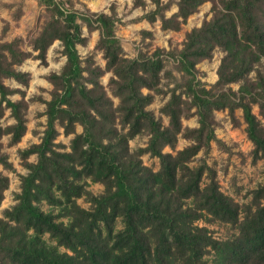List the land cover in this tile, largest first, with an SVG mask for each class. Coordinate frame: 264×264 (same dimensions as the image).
<instances>
[{"label":"trees","instance_id":"1","mask_svg":"<svg viewBox=\"0 0 264 264\" xmlns=\"http://www.w3.org/2000/svg\"><path fill=\"white\" fill-rule=\"evenodd\" d=\"M152 1L155 8L139 19H159L162 29L180 30L206 0ZM211 1V16L172 51L156 47L152 53L139 50L127 56L116 32L120 17L114 6L110 12H94L75 7L74 0H39L47 17L33 39L37 54L22 48L21 37L0 41V118L10 108L15 119L0 125V164L5 168L13 164L2 151V137L9 134L10 143H18L27 129L29 102L42 98L27 99L23 88L7 85L5 79L28 85L30 74L18 66L32 55L46 63L56 40L66 56L61 70L47 76L53 87L50 99H43L47 121L41 140L20 150L28 172L21 177L17 202L0 218V264H183L188 259L193 264H264V184L251 191L249 203H239L221 189L216 170L206 161L213 141L228 149L215 132V111L227 109L239 126L237 108L254 145L253 159L264 158V0ZM172 4L178 9L167 16ZM84 26L99 31L95 50L102 52L104 67L94 54L79 52L77 45L88 40ZM216 49L224 55L218 78L208 87L197 64L212 58ZM166 56L178 61L182 77L163 89ZM108 71L118 104L101 82ZM233 83H239L238 89ZM156 92L170 93L161 109L169 117L167 125L148 108ZM14 93L21 97L13 100ZM192 115L199 125L184 126L183 117ZM58 126L65 135L73 134L69 145L56 141ZM142 132L149 135L147 144L133 150L129 141ZM180 136L190 143L175 153L164 151L166 146L175 149ZM201 150L204 156L191 165ZM143 153L157 156L159 169L145 165ZM32 154L36 161L28 160ZM89 180L103 183L104 191L93 194ZM9 182L0 171V206ZM82 196L90 207L77 202ZM43 202L51 209L44 210ZM202 218L230 223L238 232L219 239L197 223ZM46 234L56 244L48 243ZM210 251L216 254L212 262L205 257Z\"/></svg>","mask_w":264,"mask_h":264},{"label":"rangeland","instance_id":"2","mask_svg":"<svg viewBox=\"0 0 264 264\" xmlns=\"http://www.w3.org/2000/svg\"><path fill=\"white\" fill-rule=\"evenodd\" d=\"M67 2V0H64ZM137 1H140L137 4ZM167 1V0H164ZM75 7L81 9H89L94 12L106 11L110 12V7L114 6L120 17V22L117 26V34L121 38V42L125 49L126 55L134 57L138 54L139 50L152 53L156 47H164L167 51L173 49H180L183 46L186 33L193 27L201 25L205 18L211 16L212 1L206 0L199 6V9L192 13L186 23L182 24L180 30L162 29L161 21L158 19L156 22L150 24L137 22L139 15L145 10H151L155 8V5L150 1L145 0H74ZM147 6V7H146ZM178 9L176 4L166 10V15L170 16ZM46 11L44 5L39 3V0H0V41H10L16 37L23 38L21 42L22 48L32 51L33 55L37 54V51L33 50V39L40 32L42 25L46 19ZM149 30L151 35H146L142 31ZM83 32L88 36V40L85 44H78L80 54L86 57L90 54H94L96 63L100 66H105V59L102 52L95 50V44L99 39V31L94 30L89 32L87 27H83ZM61 44L59 40H56L47 51V62L43 63L39 58H35L33 55L25 59V61L18 66L19 69L27 71L30 74V80L28 85L20 84L14 78H6L5 83L12 87H20L26 91V98L30 97H42L41 99L35 98L29 102L28 110L26 111V132L22 139L16 143H10V135H4L1 139L3 143L2 151L8 155L9 161L12 162V168H5L0 164V171L9 177V186L5 189V197L0 206V218L4 216V211L11 208L17 202V193L21 191V177L28 172V169L23 164V159L20 154V150L29 147L32 143L40 142L43 131L46 128V115L43 114L46 109V103L43 99H50L52 90V83L47 79L49 73L53 71L59 72L66 61V56L61 53ZM224 52L220 49H216L212 58L204 59L197 64L198 76L202 81H205L207 86L210 87L216 82L218 78L217 68L220 64L221 58ZM165 69L162 74V80L160 86L163 89L174 86V81L179 80L182 77V71L178 66V61L172 56L165 57ZM264 67V59L262 61ZM167 71L172 73V76L167 75ZM255 72H252L253 76ZM112 72L108 71L101 77V82L105 85L108 94L112 97L115 104L119 103V98L111 93L109 87V79ZM174 78V80H173ZM234 89H238L239 83L232 84ZM182 89H178L181 91ZM144 92H149L144 88ZM152 92V91H151ZM170 93L156 92L154 94L153 101L149 104L148 108L151 109L156 117L160 118L164 125L169 122V117L162 112V106L165 104ZM13 100L21 97L20 93H14L10 95ZM255 113H258L259 108L257 105L253 106ZM10 108H6L4 115L0 118V125L6 126L15 121L14 117L10 115ZM236 115L240 119L241 124L236 126L233 124L228 110H216L215 119L216 126L215 132L217 136L225 143L224 145L212 142L210 152L206 155L207 163L213 167L217 172V179L220 183L221 189L228 195L232 196L239 203H249L252 198L251 191L257 188L260 184H264V158L257 160L253 159L252 149L254 147L252 141L247 137L245 126L246 123L243 119V112L241 108L236 109ZM264 123V118H262ZM184 126L195 127L199 125L198 117L192 115L190 117H183ZM60 135L57 137V142L70 144V139L73 134L65 135L63 128L58 126ZM77 131H82V126L77 125ZM149 139L147 132H142L132 137L129 141L130 147L135 150L140 146H145ZM190 143L185 137L180 136L176 144L175 149H171L169 146L164 148V151H170L175 153L178 149H182ZM68 148V147H67ZM69 149V148H68ZM204 156L201 150L197 157H195L191 165H195ZM143 163L151 166L154 170L159 169L160 160L157 156H151L149 153H143L141 155ZM36 154L30 155L29 161H36ZM207 177L204 179L205 183ZM90 181V180H89ZM88 189L93 194H100L104 191V184L100 182L89 183ZM77 202L83 207H90V202L84 197L77 199ZM44 210H50L51 206L46 202L41 204ZM57 211V209H55ZM67 221V218H63ZM200 225L209 227L211 233L219 239L232 238L237 232V228L230 223H224L218 220L208 221L206 218H202L197 221ZM117 228L122 227V222L118 219ZM45 239L48 243L56 244L55 240L46 234ZM63 250V248H61ZM205 257L209 261H214L216 254L214 251L208 252ZM183 264H193L188 259Z\"/></svg>","mask_w":264,"mask_h":264},{"label":"crops","instance_id":"3","mask_svg":"<svg viewBox=\"0 0 264 264\" xmlns=\"http://www.w3.org/2000/svg\"><path fill=\"white\" fill-rule=\"evenodd\" d=\"M145 1H150L151 2V4L153 5H155V3L152 1V0H145ZM147 7V6H146ZM148 11V10H147ZM146 10L143 12V13H141L139 16H141V15H143L145 12H147ZM137 22H139V23H142L143 25H145L146 23H148V24H150L151 22L148 20V19H146V18H143V19H138V20H136ZM158 21V20H157ZM156 22V21H155ZM154 22V23H155Z\"/></svg>","mask_w":264,"mask_h":264}]
</instances>
